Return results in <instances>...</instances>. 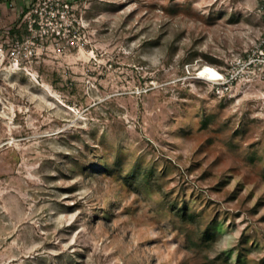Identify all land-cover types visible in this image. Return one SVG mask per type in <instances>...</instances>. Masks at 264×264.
<instances>
[{"label":"rangeland","instance_id":"obj_1","mask_svg":"<svg viewBox=\"0 0 264 264\" xmlns=\"http://www.w3.org/2000/svg\"><path fill=\"white\" fill-rule=\"evenodd\" d=\"M263 6L0 0V264H264Z\"/></svg>","mask_w":264,"mask_h":264},{"label":"bare ground","instance_id":"obj_2","mask_svg":"<svg viewBox=\"0 0 264 264\" xmlns=\"http://www.w3.org/2000/svg\"><path fill=\"white\" fill-rule=\"evenodd\" d=\"M196 76L208 80H220L224 78L223 73L211 64L200 65L196 70Z\"/></svg>","mask_w":264,"mask_h":264},{"label":"built area","instance_id":"obj_3","mask_svg":"<svg viewBox=\"0 0 264 264\" xmlns=\"http://www.w3.org/2000/svg\"><path fill=\"white\" fill-rule=\"evenodd\" d=\"M263 12H264V6H263ZM262 43H263L262 45H263V48H264V37L262 38Z\"/></svg>","mask_w":264,"mask_h":264}]
</instances>
